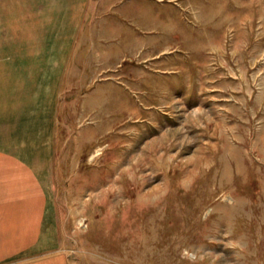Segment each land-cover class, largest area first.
<instances>
[{
    "label": "rangeland",
    "instance_id": "374dc122",
    "mask_svg": "<svg viewBox=\"0 0 264 264\" xmlns=\"http://www.w3.org/2000/svg\"><path fill=\"white\" fill-rule=\"evenodd\" d=\"M99 1L0 0V198L38 225L6 263L264 264V0H164L176 49L122 60Z\"/></svg>",
    "mask_w": 264,
    "mask_h": 264
},
{
    "label": "crops",
    "instance_id": "0c3cea01",
    "mask_svg": "<svg viewBox=\"0 0 264 264\" xmlns=\"http://www.w3.org/2000/svg\"><path fill=\"white\" fill-rule=\"evenodd\" d=\"M167 2H170V0H167ZM97 8L98 15L94 23L107 21L112 28L119 27L125 31V35L118 36L114 42H109L107 52L103 47L102 53H105V56H114V58L118 56L122 60L132 55L134 50L138 48L145 54H152L153 56L173 52L176 49V25L179 24L176 23V2L170 7L166 6L164 0H157V2L150 0H100ZM179 19L178 14L177 20L179 21ZM129 37L133 39V46H131V39L130 44L127 45L125 38ZM61 49L63 50H59L52 55L54 56L53 63H65L67 68V63L70 60L69 46L61 45ZM62 69L64 70L65 67L63 66ZM12 139L20 141V139ZM13 140L4 136L2 138L4 142H13ZM16 151L18 156L19 151ZM7 182L9 185L12 184L13 187L7 190L3 188L4 195H1L0 198V217L17 216L15 214L19 215L21 212L20 218L23 217L25 226L24 231L19 233L21 221L10 218L5 221L8 224L0 223V264H8L6 262L18 259V253L24 246L23 249H26L24 254H35L38 249V241H36L38 230L37 210L35 209L37 205L31 199L22 201L17 198L16 191L19 189V177H11ZM21 207L28 209H21ZM33 239H35V242ZM18 264L49 263L22 262Z\"/></svg>",
    "mask_w": 264,
    "mask_h": 264
}]
</instances>
